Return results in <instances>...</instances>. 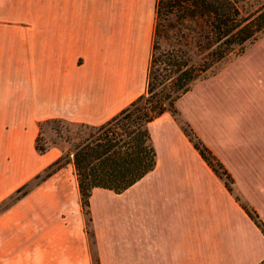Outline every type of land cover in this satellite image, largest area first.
Here are the masks:
<instances>
[{
    "label": "crops",
    "instance_id": "obj_1",
    "mask_svg": "<svg viewBox=\"0 0 264 264\" xmlns=\"http://www.w3.org/2000/svg\"><path fill=\"white\" fill-rule=\"evenodd\" d=\"M154 3L0 0V264H264V235L169 113L148 124L152 171L120 194L92 189L87 215L70 163L12 201L61 155L35 152L38 123L98 126L144 93ZM261 49L264 35L192 84L178 114L264 226Z\"/></svg>",
    "mask_w": 264,
    "mask_h": 264
},
{
    "label": "trees",
    "instance_id": "obj_2",
    "mask_svg": "<svg viewBox=\"0 0 264 264\" xmlns=\"http://www.w3.org/2000/svg\"><path fill=\"white\" fill-rule=\"evenodd\" d=\"M153 13L144 93L98 126L57 119L38 123L34 150L39 155L53 147L43 142L41 128L44 125L60 122L83 127L88 133L68 142L69 147L54 162L14 192L12 201L70 163L80 205L87 215L92 189L120 194L152 171L155 153L148 124L163 113H169L199 157L222 180L264 235V226L257 215L233 192L226 170L179 118L175 108V102L192 84L215 74L230 55L241 54L258 34L264 35V4L258 0H155Z\"/></svg>",
    "mask_w": 264,
    "mask_h": 264
},
{
    "label": "rangeland",
    "instance_id": "obj_3",
    "mask_svg": "<svg viewBox=\"0 0 264 264\" xmlns=\"http://www.w3.org/2000/svg\"><path fill=\"white\" fill-rule=\"evenodd\" d=\"M260 3L264 4V0H258ZM250 9H253L251 7ZM262 35L258 34L257 38H260ZM251 45V44H250ZM249 46V45H248ZM246 45V48L248 47ZM254 54H259L253 57V59H258L264 55V49H261L260 52L254 51L251 56ZM237 56L230 55L228 59H226V62L223 64L225 65L232 59H234ZM205 86H201L195 90V93H201L204 91ZM208 91H214L215 90V83L212 85H209L207 87ZM193 99L192 95H183L179 100L176 102V110L177 112L181 115V118L185 119V116L187 115L188 112V105L189 101ZM198 113V112H197ZM42 132V139L43 142L45 143V146H53L52 148L59 149L61 154L62 151H65L68 147L69 144L68 142L76 141L80 138H83L85 134L88 133V131L80 126H75V125H69L65 123H50L49 125H44L43 128H41ZM194 133V132H193ZM30 155L28 152L27 148H19V169H23L27 165V160H30V158H27V156ZM34 168L37 171L38 166H37V156L34 154ZM10 168L9 162L6 163L4 161V169ZM5 169V170H6ZM10 199V198H9ZM7 203V201H6Z\"/></svg>",
    "mask_w": 264,
    "mask_h": 264
}]
</instances>
